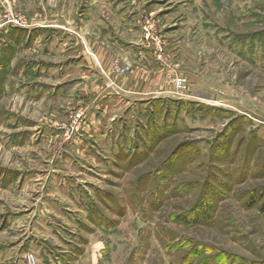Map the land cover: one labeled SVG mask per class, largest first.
I'll use <instances>...</instances> for the list:
<instances>
[{"label": "rangeland", "instance_id": "374dc122", "mask_svg": "<svg viewBox=\"0 0 264 264\" xmlns=\"http://www.w3.org/2000/svg\"><path fill=\"white\" fill-rule=\"evenodd\" d=\"M92 1L0 0L1 17L24 18L0 29V47L12 45L0 84V264H264V0H141L156 10L133 19L155 87L101 101L112 111L96 131L89 117L103 106L80 96L76 75L92 56Z\"/></svg>", "mask_w": 264, "mask_h": 264}, {"label": "crops", "instance_id": "0c3cea01", "mask_svg": "<svg viewBox=\"0 0 264 264\" xmlns=\"http://www.w3.org/2000/svg\"><path fill=\"white\" fill-rule=\"evenodd\" d=\"M102 2V4H98L93 0L89 3V6L86 7L84 22L85 25H87L86 32L90 31L91 33L90 37H87L88 50L91 53H89V51H87V53L92 56H89L90 59L84 56V59L87 60L86 62L88 63L87 70H82V74H80V71L76 73V75L82 76L81 79L79 77V80L85 85L81 90L83 92H81L80 96L95 101L97 107L103 106L100 108V110L102 109L101 111L95 110V112H97L95 116L90 115V127L87 128L90 131H96L98 128L97 125L99 124V120L97 121L96 117L98 119L105 117L106 112L109 110H106V105H102L101 101L104 102L106 100V103H108V101L121 102L124 100L126 102L140 93L139 96H147L150 89L155 87L152 84L153 82H151L153 73L140 67V63L147 59V56L144 55V48H146V46L142 41L140 29L135 27L136 23L135 20H133L135 14L138 12L156 11L155 8L152 7L153 4H149L144 8L143 1L132 0L128 2V5L124 6L123 4L120 8L111 0H102ZM182 4H184V2H182ZM44 9L43 16L46 20V8L44 7ZM155 13L158 16V12ZM144 15H146V13ZM79 28L83 30L82 26H79ZM29 43H31V40ZM25 44H28V42H25ZM54 51H60V55L62 54L60 49L56 50V48H54ZM47 52V47H43L40 50L41 54H46ZM78 58L75 57L68 60L65 65L68 70H77L75 64H80ZM114 59L130 63L132 65L130 73L125 76H115L112 73L111 66ZM38 66L44 68L46 71L48 66H54L58 70L62 69V64L57 62L48 64L45 60L44 62L40 61ZM29 69L31 71L30 67ZM44 69L40 70V72L43 73ZM85 76L88 77L87 80H85ZM71 77L70 79H73V76ZM64 79H66L64 76L58 75L55 85H62ZM68 81L73 84V80ZM143 83L145 84L143 85ZM86 85L90 87L86 89ZM150 94L155 95L154 93ZM152 98L156 97L152 96ZM100 103L101 106H99Z\"/></svg>", "mask_w": 264, "mask_h": 264}, {"label": "built area", "instance_id": "2783aa9c", "mask_svg": "<svg viewBox=\"0 0 264 264\" xmlns=\"http://www.w3.org/2000/svg\"><path fill=\"white\" fill-rule=\"evenodd\" d=\"M23 16H17V15H11V14H5L3 17L0 16V29H5L8 26H22L24 24L23 22ZM141 30H142V36L143 39L151 44V46L154 48L155 53H158L159 55L162 52V41L160 39V35L155 29V23L152 20V18H149L148 16L143 17L142 23H141ZM112 71L117 75H125L128 72L131 71L130 65L125 62H120L119 60H113L112 61ZM178 84L184 81V79L179 78ZM82 113L75 114V120L73 124L64 132V139H70L75 132L79 128V121H81ZM33 261V260H32Z\"/></svg>", "mask_w": 264, "mask_h": 264}, {"label": "trees", "instance_id": "16d2710c", "mask_svg": "<svg viewBox=\"0 0 264 264\" xmlns=\"http://www.w3.org/2000/svg\"><path fill=\"white\" fill-rule=\"evenodd\" d=\"M21 30L18 28H13L9 34L7 35L8 39L13 40V43L15 45H18L19 43H22L23 41L21 40ZM20 37V39H19ZM12 45L4 44L3 46L0 47V84L3 82L5 76L8 73V65H9V57L5 55V51L12 50ZM14 47V46H13ZM2 90L0 86V91Z\"/></svg>", "mask_w": 264, "mask_h": 264}]
</instances>
